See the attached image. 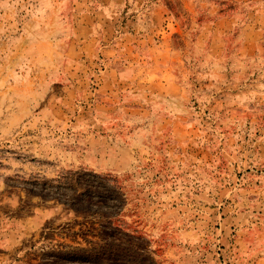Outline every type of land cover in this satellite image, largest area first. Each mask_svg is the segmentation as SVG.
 I'll list each match as a JSON object with an SVG mask.
<instances>
[{
	"label": "rangeland",
	"instance_id": "1",
	"mask_svg": "<svg viewBox=\"0 0 264 264\" xmlns=\"http://www.w3.org/2000/svg\"><path fill=\"white\" fill-rule=\"evenodd\" d=\"M0 264H264V0H0Z\"/></svg>",
	"mask_w": 264,
	"mask_h": 264
}]
</instances>
